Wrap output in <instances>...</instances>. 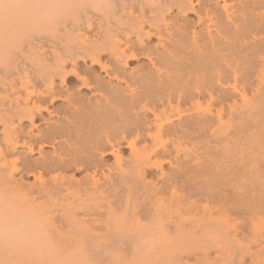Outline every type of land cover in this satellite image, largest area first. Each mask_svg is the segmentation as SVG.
Returning a JSON list of instances; mask_svg holds the SVG:
<instances>
[{"label":"bare ground","instance_id":"bare-ground-1","mask_svg":"<svg viewBox=\"0 0 264 264\" xmlns=\"http://www.w3.org/2000/svg\"><path fill=\"white\" fill-rule=\"evenodd\" d=\"M120 1L110 36L71 0L80 45L6 71V206L66 252L264 264V0Z\"/></svg>","mask_w":264,"mask_h":264},{"label":"rangeland","instance_id":"rangeland-1","mask_svg":"<svg viewBox=\"0 0 264 264\" xmlns=\"http://www.w3.org/2000/svg\"><path fill=\"white\" fill-rule=\"evenodd\" d=\"M12 1L0 0V91L5 82H3V79H5L6 71L12 68L13 65L36 62L40 59L41 53H51L50 51L57 49V47L60 50L72 48L71 46L77 47L81 42V38L77 34L79 33L78 27H73L71 24L72 19L70 17L76 12L74 7L71 6L73 5L71 0ZM77 1H81L84 7L82 4L77 3L79 6H76L75 10H79L78 8L86 9L90 13L86 18V22L83 18L84 21L79 23L81 29L84 26L85 29H94L93 31L98 34L106 32L113 36L114 30H118V26L125 23V16H122L125 13L123 8L125 6L123 2L125 1L113 0L111 10L101 9L98 0H89L88 3L86 0ZM7 8L9 9L7 10ZM47 49L49 50L47 51ZM127 66L132 68L134 64H128ZM0 211V264H107L108 262L110 264L111 262L114 264H162L161 260L153 259L152 256L148 255H142L134 259L118 260L107 256L103 258L100 257V254L88 256L66 252L44 231L40 230L37 225H26L21 222L20 216L6 206L1 193Z\"/></svg>","mask_w":264,"mask_h":264}]
</instances>
